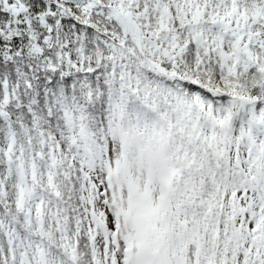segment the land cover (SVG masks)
<instances>
[{"label":"snow or ice","instance_id":"snow-or-ice-1","mask_svg":"<svg viewBox=\"0 0 264 264\" xmlns=\"http://www.w3.org/2000/svg\"><path fill=\"white\" fill-rule=\"evenodd\" d=\"M0 264H264V0H0Z\"/></svg>","mask_w":264,"mask_h":264}]
</instances>
